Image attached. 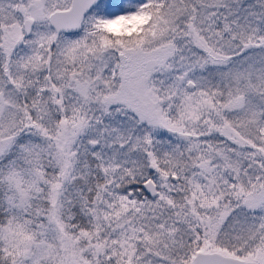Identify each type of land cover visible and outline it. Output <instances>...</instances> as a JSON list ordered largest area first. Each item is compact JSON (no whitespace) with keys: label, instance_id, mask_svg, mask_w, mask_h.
I'll use <instances>...</instances> for the list:
<instances>
[{"label":"snow or ice","instance_id":"snow-or-ice-1","mask_svg":"<svg viewBox=\"0 0 264 264\" xmlns=\"http://www.w3.org/2000/svg\"><path fill=\"white\" fill-rule=\"evenodd\" d=\"M0 264H264V0H0Z\"/></svg>","mask_w":264,"mask_h":264}]
</instances>
